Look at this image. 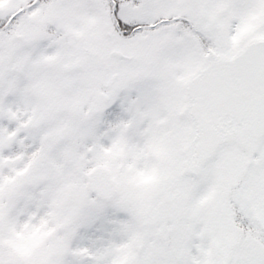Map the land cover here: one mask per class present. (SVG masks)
<instances>
[{
  "label": "snow or ice",
  "instance_id": "snow-or-ice-1",
  "mask_svg": "<svg viewBox=\"0 0 264 264\" xmlns=\"http://www.w3.org/2000/svg\"><path fill=\"white\" fill-rule=\"evenodd\" d=\"M0 264H264V0H0Z\"/></svg>",
  "mask_w": 264,
  "mask_h": 264
}]
</instances>
